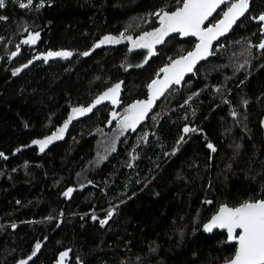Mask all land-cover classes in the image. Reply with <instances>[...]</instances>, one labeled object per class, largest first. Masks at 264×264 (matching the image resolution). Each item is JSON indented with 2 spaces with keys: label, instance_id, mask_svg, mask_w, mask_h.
I'll return each mask as SVG.
<instances>
[{
  "label": "trees",
  "instance_id": "16d2710c",
  "mask_svg": "<svg viewBox=\"0 0 264 264\" xmlns=\"http://www.w3.org/2000/svg\"><path fill=\"white\" fill-rule=\"evenodd\" d=\"M21 1L0 8L7 18L0 19V264L27 259L38 242L28 264H55L65 251L63 264L229 258L235 245L225 232L200 226L221 204L264 199V31L253 20L264 0H250L245 15L212 41L213 53L171 85L135 130L119 123L126 109L148 99L147 85L196 37L171 34L142 66H125L126 42L95 45L153 29L154 12L175 11L182 0H33L26 8ZM37 32L35 44L23 43ZM61 49L72 57L13 75L37 53ZM113 83H121L118 104L104 100L72 119L44 152L32 144Z\"/></svg>",
  "mask_w": 264,
  "mask_h": 264
},
{
  "label": "snow or ice",
  "instance_id": "6c2138e0",
  "mask_svg": "<svg viewBox=\"0 0 264 264\" xmlns=\"http://www.w3.org/2000/svg\"><path fill=\"white\" fill-rule=\"evenodd\" d=\"M32 3L33 0H27L26 3L22 2L19 6L26 8L32 5ZM224 4H228V7L223 12V18L216 24L204 27L205 21ZM249 4L250 0H232L230 3L229 0H182V6L178 7L175 11L169 12L162 9L160 12L155 13L159 17L160 27L151 32H145L135 39L132 36H125L121 33L120 37L105 36L100 40L95 45L96 48L104 44H119L122 40H127L132 44V48L129 49L130 52L134 49H146L147 56L145 63H147V58L156 54V45L164 44L166 42L165 38L173 33H178L181 36H195L199 40V43L196 44L193 51L188 52L187 55L181 56L176 60H171L170 58V63L160 69V72L165 74L164 78L162 80L154 79L147 85L149 90L147 100H138L128 106L126 109L127 115L119 122L121 127L135 130L136 125L147 117L156 100L163 96L171 85L181 84L186 72H192L199 60L205 59L212 54L210 51L212 41L225 35L232 28L233 24L245 15L249 9ZM42 6L43 4L40 5V7ZM3 7H5V0H0V8ZM0 19L7 18L0 17ZM254 19L261 23L262 31H264V13ZM39 35V32L30 35V38L24 40L23 43L35 44ZM258 47L264 49V41ZM12 55L15 56L17 53L14 52ZM72 55L73 53L70 51H49L43 55V59L47 62L50 58L59 57L67 59ZM82 55L88 56L90 53L84 52ZM36 59H41V56H37ZM24 67H28V65L26 64ZM19 71L20 69H17L13 75H16ZM120 89L121 83H116L98 96L90 106L73 108L69 119L65 121L64 125L56 133L44 139L33 140L32 144L38 145L40 152H44L54 140L63 138V134L68 128L69 123L76 116H82L92 112L93 108L101 104L104 100H111L113 104H118L119 101L117 98ZM112 115L113 119H115L116 114L113 113ZM232 115L235 117L236 113L233 112ZM183 131L185 133L195 132L196 129L185 127ZM183 139L181 137V141ZM208 148L213 152L216 151L211 143L208 144ZM2 156L4 154L0 153V157ZM72 192L73 189L69 188L64 195L68 197ZM205 203L210 204L212 202L205 201ZM107 215L108 219H110L113 212L109 211ZM92 219L96 220L97 217L94 215ZM108 219H101L99 222L103 226L108 223ZM12 227L15 228V225ZM217 228L226 230L228 241H234L236 243V251L233 258L226 261L225 264H264V199L245 201L236 207H229L226 204L221 205L218 212L203 225L205 232H212ZM40 248L41 244L39 242L36 243L32 254L27 259L20 260L18 264H28V261L37 255ZM68 254V251L60 253V261L58 264H63V260Z\"/></svg>",
  "mask_w": 264,
  "mask_h": 264
},
{
  "label": "rangeland",
  "instance_id": "374dc122",
  "mask_svg": "<svg viewBox=\"0 0 264 264\" xmlns=\"http://www.w3.org/2000/svg\"><path fill=\"white\" fill-rule=\"evenodd\" d=\"M230 2H232V0H229V3ZM20 3H22V1L21 2H19V4ZM182 6V5H181ZM180 6V7H181ZM227 7H228V4H224V5H221L220 6V8H218L217 9V11L215 12V13H213V15L211 16V17H209V19L207 20V21H205V24H204V27H208V26H211V25H213V24H216L220 19H222L223 18V12L224 11H226L227 10ZM154 12V11H153ZM157 12H160V10L159 11H156V12H154V14L155 13H157ZM127 24V23H126ZM158 27H160V24H159V17L157 16V25L153 28V29H150V30H148V31H145V32H151V31H153L154 29H156V28H158ZM145 32H142V33H140V34H138L136 37H133L134 39L135 38H138L139 36H141L143 33H145ZM174 35H176V38L177 39H190V38H193V37H195V36H181L180 34H178V33H173ZM127 36H131V34H127ZM116 37H120V36H116ZM194 39H196V41H195V43H194V47L193 48H189V49H187L185 52H182V53H180V54H182V56H184V55H187V53L188 52H191V51H193L194 49H195V46H196V44L197 43H199V40H198V38L196 37V38H194ZM122 42H126V44H127V46H126V48H127V50H128V52H129V55H128V62L125 64V66L127 65V66H133V65H141V64H143L144 62H145V59H146V56H147V50L146 49H134V50H132L131 52L129 51V49L130 48H132V44H131V42H129V41H127V40H122ZM214 42V41H213ZM157 46V45H156ZM211 53H213V49L211 48ZM14 53V52H13ZM210 56V55H209ZM209 56H207V57H209ZM206 57V58H207ZM180 58V57H179ZM179 58H176V59H179ZM205 58V59H206ZM176 59H174V60H176ZM203 60V59H202ZM202 60H199V61H202ZM198 61V62H199ZM197 62V63H198ZM196 63V64H197ZM164 73L162 74V77L160 78V80H162L163 78H164ZM113 85H115L114 83L112 84V85H110L108 88H105L104 90H102V91H100L99 92V96L102 94V93H104L105 91H107L109 88H111ZM119 97H120V91H119V95H118V100H119ZM111 101V100H110ZM113 110V106L111 107V111ZM114 112H116V118H115V120L116 121H118L119 119H120V111L119 110H117V109H114L113 110ZM70 114H72V112L70 113ZM76 117H78V116H76ZM75 117V118H76ZM111 120H114V119H111ZM114 120V121H115ZM34 250V249H33ZM22 260V259H21ZM20 261V260H19ZM18 261V262H19ZM18 262H16L15 264H18Z\"/></svg>",
  "mask_w": 264,
  "mask_h": 264
},
{
  "label": "water",
  "instance_id": "95a60500",
  "mask_svg": "<svg viewBox=\"0 0 264 264\" xmlns=\"http://www.w3.org/2000/svg\"><path fill=\"white\" fill-rule=\"evenodd\" d=\"M256 17H258V16H256ZM253 20H254V22L259 23V24L261 25V23L258 22L256 19H253ZM261 28H262V25H261ZM51 51H52V52H56V51H70V50L61 49V50H54V51L51 50ZM48 52H49V51L44 52V53H37L35 56L31 57L27 62H25V63H23L21 66H19L18 69H20V71H21V70H24V69L27 68V67H24V65L27 64L28 67H29L31 64H33V63H35V62H38V61H42L43 63L46 64V63H48V62H50V61H54V60H66V59H64V58L56 57V58H50V59L47 60V62H45V60L43 59V55L46 54V53H48ZM70 52H71V51H70ZM37 56H41V59H36ZM71 57H72V56H71ZM71 57H70V58H71ZM70 58H67V59H70ZM30 61H31V63H29ZM263 129H264V124H263ZM258 200H260V199H258ZM221 205H224V204H221ZM221 205H219L218 208H217L212 214H210V216H209V217H208V218H207V219L201 224V226H200V230H201L202 232H204V233H207V234H210V233L214 232L215 230H218V231H224V232H225V235H226V241L229 242V243H233V244L235 245L234 251H233V253L231 254V256H230L229 258H227L226 260H224L223 262L219 263V264H225L226 261H229V260H231V259L233 258L234 254H235V251H236V243H235L234 241H232V242L228 241L227 232H226V230H224V229H219V228H217V229H214L212 232H205V231L203 230V225H204L205 223H207V222L210 220V218L218 212V210H219V208H220ZM226 205H227V204H226ZM237 206H238V205H237ZM229 207H233V206H229ZM234 207H236V206H234ZM55 264H58V262L55 263Z\"/></svg>",
  "mask_w": 264,
  "mask_h": 264
},
{
  "label": "built area",
  "instance_id": "2783aa9c",
  "mask_svg": "<svg viewBox=\"0 0 264 264\" xmlns=\"http://www.w3.org/2000/svg\"><path fill=\"white\" fill-rule=\"evenodd\" d=\"M23 3H25L26 2V0H24V1H22Z\"/></svg>",
  "mask_w": 264,
  "mask_h": 264
},
{
  "label": "flooded vegetation",
  "instance_id": "af4514ba",
  "mask_svg": "<svg viewBox=\"0 0 264 264\" xmlns=\"http://www.w3.org/2000/svg\"><path fill=\"white\" fill-rule=\"evenodd\" d=\"M211 46H212V44H211ZM211 48H212V47H210V50H211Z\"/></svg>",
  "mask_w": 264,
  "mask_h": 264
}]
</instances>
